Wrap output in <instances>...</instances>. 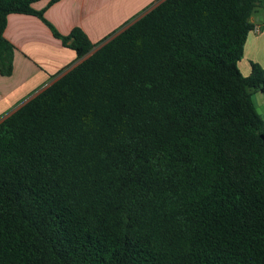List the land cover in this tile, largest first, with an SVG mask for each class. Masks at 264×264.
Instances as JSON below:
<instances>
[{
  "label": "trees",
  "instance_id": "16d2710c",
  "mask_svg": "<svg viewBox=\"0 0 264 264\" xmlns=\"http://www.w3.org/2000/svg\"><path fill=\"white\" fill-rule=\"evenodd\" d=\"M0 118V264H264V69L239 62L263 0H161ZM61 0H50L51 6Z\"/></svg>",
  "mask_w": 264,
  "mask_h": 264
},
{
  "label": "crops",
  "instance_id": "0c3cea01",
  "mask_svg": "<svg viewBox=\"0 0 264 264\" xmlns=\"http://www.w3.org/2000/svg\"><path fill=\"white\" fill-rule=\"evenodd\" d=\"M49 1L42 0L33 5L35 10L44 11V19L49 25L64 36L79 27L92 43L99 42L104 34L102 27L104 17L109 19L113 14L119 15L122 11L133 16L150 2H157V0H61L48 6ZM252 21L254 25L261 26L262 32L260 35L250 33L248 36L244 55L238 64L244 77L250 76L252 63L264 69L262 52L264 25L259 18H255V14ZM111 30L112 27L109 31ZM4 37L13 45L14 56L12 75L6 77L0 74V118L6 116L4 115L6 112L16 109L21 104L19 102L32 94L36 88H44L60 72L80 62L77 54L64 46L62 41L54 36L51 28L36 16L19 14L8 16ZM261 93V96L256 94V101L252 96V101L264 120V92Z\"/></svg>",
  "mask_w": 264,
  "mask_h": 264
},
{
  "label": "rangeland",
  "instance_id": "374dc122",
  "mask_svg": "<svg viewBox=\"0 0 264 264\" xmlns=\"http://www.w3.org/2000/svg\"><path fill=\"white\" fill-rule=\"evenodd\" d=\"M158 1H161V0H157V2L156 1L155 2H150V4L147 7L143 8L142 10L137 11L136 13L133 14V16H129V13L128 12L122 11L119 15L113 14L112 17H110L109 19H107V17H104V23H103V26H102L103 27L104 34L100 38L99 42L94 43V44H98V43L104 41V39H106L110 35L118 32L121 28H123L124 26H126L127 24H129L130 22H132L133 20L137 19L141 15H143L146 11H148L156 3H158ZM127 13H128V15H127ZM255 18L256 19L259 18L260 19V22L264 25V0L260 4L259 8L257 9V11L255 13ZM111 27H112V30H111L112 32L109 31V29H111ZM107 31H109V32H107ZM263 42H264V39H263ZM262 52L264 53V47L262 49ZM241 70H243V67L241 68ZM40 89L41 88H36L33 91V93L30 94L29 96H32L34 93H36ZM256 94L259 95V96H261L262 93L261 92H258V91H252V96L254 97V100L255 101H256V96H257ZM29 96H25V98H23L21 100V102H19V103L24 102L27 99V97L29 98ZM12 110H10V111H12ZM10 111L9 112H6V114H4V115H7L8 113H10ZM260 113H262L261 110H260Z\"/></svg>",
  "mask_w": 264,
  "mask_h": 264
},
{
  "label": "built area",
  "instance_id": "2783aa9c",
  "mask_svg": "<svg viewBox=\"0 0 264 264\" xmlns=\"http://www.w3.org/2000/svg\"><path fill=\"white\" fill-rule=\"evenodd\" d=\"M262 32V28L260 25H255L253 30H252V33L255 34V35H260Z\"/></svg>",
  "mask_w": 264,
  "mask_h": 264
}]
</instances>
